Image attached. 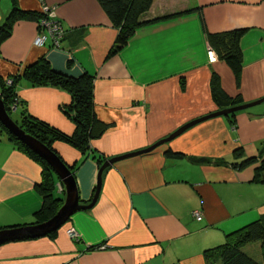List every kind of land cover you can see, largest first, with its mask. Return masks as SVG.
<instances>
[{
    "label": "crops",
    "instance_id": "obj_1",
    "mask_svg": "<svg viewBox=\"0 0 264 264\" xmlns=\"http://www.w3.org/2000/svg\"><path fill=\"white\" fill-rule=\"evenodd\" d=\"M22 9L52 8L66 32L60 48L34 45L37 24L21 21L0 46V74L20 73L40 56L70 76L87 73L94 82L97 118L108 124L83 157L64 142L54 148L69 165L81 202L95 190L105 159L145 148L195 118L218 109L211 97L215 72L222 89L244 102L264 96V0H153L146 20L170 16L137 28L127 44L107 58L117 29L97 0H18ZM10 0H0V24ZM189 9H196L182 13ZM182 13V14H179ZM178 14V15H177ZM245 28L239 41V84L221 59L208 63L206 31ZM17 94L29 113L71 134L66 114L69 94L60 88L22 80ZM19 108V107H18ZM16 110V109H15ZM256 162L242 169L195 162L190 157L234 161L233 150ZM182 151L173 158L165 151ZM91 154V155H90ZM264 101L236 113L199 122L150 152L119 160L101 175L94 205L76 211L56 233L0 244V264H207L203 250L225 234L264 215ZM41 167L0 134V229L31 222L41 205ZM58 188V185H57ZM202 213L200 220L192 212ZM72 228L75 235L69 234ZM7 229V228H5ZM243 251L264 264L259 242ZM209 264H222L219 260Z\"/></svg>",
    "mask_w": 264,
    "mask_h": 264
},
{
    "label": "trees",
    "instance_id": "obj_2",
    "mask_svg": "<svg viewBox=\"0 0 264 264\" xmlns=\"http://www.w3.org/2000/svg\"><path fill=\"white\" fill-rule=\"evenodd\" d=\"M97 1L110 19L112 25L117 29L114 41L107 52V58L116 54L123 48L137 28L170 17L163 16L152 20H146L144 17L150 9L153 0ZM193 10L196 9H189L182 13ZM44 17H46V15L43 12L22 9L18 4V0H10V9L3 22L0 24V46L11 36L13 27L17 23L21 21H33L37 24V28L39 29V22ZM245 31V28H236L219 32L206 31L209 47L213 48L218 58L223 60L230 67L237 85L239 84L242 70V52L239 41ZM8 80H10V83ZM22 80L34 86L60 88L69 94L70 103L66 106L65 112L74 124V130L71 134H66L48 122L29 113L25 101L19 98L17 94V85ZM210 91L212 100L218 109L243 103V99L240 95L230 96L222 89L219 76L215 72L211 74ZM0 97L9 115L13 111V106H15V109L21 111L20 121H16V123L27 134L33 136L55 152V143L64 142L79 151L83 157H86L89 153L93 154L91 142L100 138L108 127V124L100 121L95 113L93 77L87 73L75 77L57 71L51 67L45 56H40L35 61L25 66L20 73L11 74L6 77L0 74ZM238 112L239 111L225 115L231 125L234 124V117ZM0 134H5L11 143H14L41 167V177L40 181L37 183V191L41 197V205L39 209L34 212L31 222L25 225L41 223L48 220L62 205L65 197L64 189L59 191L57 188V185L61 184L58 176L45 160L18 140L1 123ZM165 155L177 159L187 156V154L182 151H173L171 149L166 150ZM233 155L239 159H235L231 162H228L224 158L210 159L206 157H190V159L195 162L213 164L226 163L235 169H242L256 162L255 156L243 157V150L241 147H236L233 150ZM94 158L98 166L105 160L103 156H94ZM69 167L75 177L74 171L77 167V163L69 165ZM262 172H264V159H262L255 168V180L260 179ZM13 227L15 226L3 227L1 229ZM55 233L56 231H53L47 235L51 236ZM254 241L260 243L262 261L264 262V215L225 234V240L222 243L203 250V257L207 264L218 260L222 264H260L259 261L246 254L242 249L243 245Z\"/></svg>",
    "mask_w": 264,
    "mask_h": 264
},
{
    "label": "water",
    "instance_id": "obj_3",
    "mask_svg": "<svg viewBox=\"0 0 264 264\" xmlns=\"http://www.w3.org/2000/svg\"><path fill=\"white\" fill-rule=\"evenodd\" d=\"M263 101L264 96L254 101L244 102L242 104L223 109H217L213 112H210L201 117L186 122L167 136L160 138L159 140L155 141L154 143L145 148L131 151L118 156L106 158L103 163L99 166L97 173V182L91 199L87 203H83L79 198L78 186L75 181V177L71 172L69 164L63 161L62 158L55 151L48 148L45 144H43L33 136L27 134L16 122H14L8 114L5 105L0 97V123L18 140L28 146L33 152L38 154L51 166L55 174L58 176L65 193L62 205L58 208L56 213L48 220L36 224L0 229V244L12 240L36 238L47 235L53 231L58 230L62 225H64L68 221V219L76 211L91 208L96 202L100 192L102 172L113 163L125 158L150 152L156 147L170 142L172 139L183 133L185 130L199 122L205 121L213 117L225 116L230 113L245 110ZM12 109L15 110V106H13Z\"/></svg>",
    "mask_w": 264,
    "mask_h": 264
},
{
    "label": "built area",
    "instance_id": "obj_4",
    "mask_svg": "<svg viewBox=\"0 0 264 264\" xmlns=\"http://www.w3.org/2000/svg\"><path fill=\"white\" fill-rule=\"evenodd\" d=\"M41 12H43L46 17L42 18L39 22V33L35 37L34 45L38 47L48 46L53 48H59L61 45V41L64 35V27L60 23V21L54 16L53 11L49 6L43 5L41 7ZM217 54L213 48L209 47L206 50V59L208 63H213L217 59ZM10 83V80H8ZM63 186L58 185V190H62ZM195 219L200 220L202 218V213L199 210H194L192 212ZM69 234L74 236L75 231L70 228L68 230Z\"/></svg>",
    "mask_w": 264,
    "mask_h": 264
},
{
    "label": "rangeland",
    "instance_id": "obj_5",
    "mask_svg": "<svg viewBox=\"0 0 264 264\" xmlns=\"http://www.w3.org/2000/svg\"><path fill=\"white\" fill-rule=\"evenodd\" d=\"M51 10H52V8H50ZM53 11V10H52ZM38 31H39V29H38ZM65 32H66V30H64ZM65 32H64V35H63V38H64V36H65ZM39 33V32H38ZM51 48H53V47H51ZM60 48V47H59ZM218 57V56H217ZM217 59H219V58H217ZM216 59V60H217ZM215 60V61H216ZM208 61V60H207ZM214 63V62H213ZM252 107H254V106H252ZM248 109V108H247ZM13 110V109H12ZM20 113H21V111L19 110V109H16V110H13L11 113H10V117H11V119L14 121V122H18V121H20Z\"/></svg>",
    "mask_w": 264,
    "mask_h": 264
},
{
    "label": "bare ground",
    "instance_id": "obj_6",
    "mask_svg": "<svg viewBox=\"0 0 264 264\" xmlns=\"http://www.w3.org/2000/svg\"><path fill=\"white\" fill-rule=\"evenodd\" d=\"M45 236V235H44Z\"/></svg>",
    "mask_w": 264,
    "mask_h": 264
},
{
    "label": "flooded vegetation",
    "instance_id": "obj_7",
    "mask_svg": "<svg viewBox=\"0 0 264 264\" xmlns=\"http://www.w3.org/2000/svg\"><path fill=\"white\" fill-rule=\"evenodd\" d=\"M60 191V190H59Z\"/></svg>",
    "mask_w": 264,
    "mask_h": 264
}]
</instances>
